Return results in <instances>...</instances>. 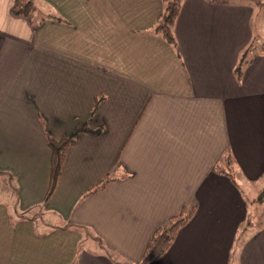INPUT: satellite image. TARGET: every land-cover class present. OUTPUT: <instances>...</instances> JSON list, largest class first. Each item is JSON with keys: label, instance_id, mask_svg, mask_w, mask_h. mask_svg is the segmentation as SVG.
I'll return each mask as SVG.
<instances>
[{"label": "crops", "instance_id": "obj_1", "mask_svg": "<svg viewBox=\"0 0 264 264\" xmlns=\"http://www.w3.org/2000/svg\"><path fill=\"white\" fill-rule=\"evenodd\" d=\"M15 2L0 0V264H140L183 207L146 264H264V226L247 232L264 186L242 189L264 180V13L255 28L249 2L182 0L176 52L151 31L162 0ZM74 133L47 194L48 140ZM226 152L234 183L213 172Z\"/></svg>", "mask_w": 264, "mask_h": 264}, {"label": "trees", "instance_id": "obj_2", "mask_svg": "<svg viewBox=\"0 0 264 264\" xmlns=\"http://www.w3.org/2000/svg\"><path fill=\"white\" fill-rule=\"evenodd\" d=\"M215 1V0H211ZM226 1V0H223ZM163 9L156 16L151 31L161 36L173 49L178 52L177 42L173 34V25L175 18L177 17L182 0H162ZM34 10V6L31 0H16L15 5L12 9L14 15L28 16ZM54 17V16H53ZM57 19L56 17H54ZM81 132L88 131L86 126H83ZM77 133L72 134L69 137L55 140L49 138L48 146L50 148V181H49V194L55 184L57 176L59 174L60 165L63 160L64 149L67 145L74 143L77 138ZM232 163L233 157L230 152L224 153L213 166V172L217 174H226L234 183L232 175ZM264 196V191H260L258 194V200H261ZM193 210H187L184 207L180 213L170 218V223L165 228H158L151 239L147 243L140 264H146L153 260L160 258L172 243V240L178 230L189 217L192 215Z\"/></svg>", "mask_w": 264, "mask_h": 264}, {"label": "rangeland", "instance_id": "obj_3", "mask_svg": "<svg viewBox=\"0 0 264 264\" xmlns=\"http://www.w3.org/2000/svg\"><path fill=\"white\" fill-rule=\"evenodd\" d=\"M246 2L247 3L249 2L248 6L252 10L251 11L252 12L251 17L253 18V21L255 22V24H253V25H254L255 28H257V23H258V21H259V19L261 17V14L264 13V6H258V5L256 6L253 3H251L250 0H247V1L238 0V3H241V4L242 3H246ZM39 10H41V7H39ZM42 10L44 12H51V10H49V9L45 10V9L42 8ZM64 21H66V20H64ZM261 186H264V180H259L258 182H255V183L251 184V186H250V188L248 190L244 189V187L242 185V189H243V191L245 193V198H250V197L254 196L255 194H257L256 192L258 191V189ZM262 207H261V209H262ZM261 209H259V206H257V211L261 210ZM263 226H264V216L261 215L259 217H256V219H254V221H252V226L250 227V230L247 231L248 232V236L252 237L251 239H257V240L260 239L259 237L262 236L261 229L263 228ZM84 234L85 233H83V236H84ZM241 234H242V232H240V236H241ZM89 243L90 242H85L83 244H80V246H78V247L79 248H87ZM90 249L91 250H97V248H92V247H90Z\"/></svg>", "mask_w": 264, "mask_h": 264}]
</instances>
